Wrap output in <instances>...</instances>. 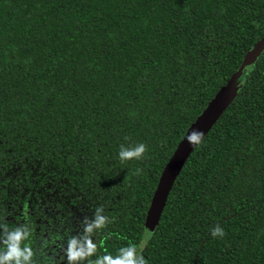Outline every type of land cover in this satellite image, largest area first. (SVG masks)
<instances>
[{"label": "trees", "instance_id": "obj_1", "mask_svg": "<svg viewBox=\"0 0 264 264\" xmlns=\"http://www.w3.org/2000/svg\"><path fill=\"white\" fill-rule=\"evenodd\" d=\"M262 38L264 0H0V233L27 225L33 264H68L103 208L81 264L139 245L165 164ZM241 80L176 178L148 264H264V49Z\"/></svg>", "mask_w": 264, "mask_h": 264}, {"label": "clouds", "instance_id": "obj_2", "mask_svg": "<svg viewBox=\"0 0 264 264\" xmlns=\"http://www.w3.org/2000/svg\"><path fill=\"white\" fill-rule=\"evenodd\" d=\"M203 138L204 133L200 131H192L187 135V141L193 147L199 145ZM147 151V145L144 143L131 147L121 145L118 155L123 163L131 160H141ZM141 172L142 169H137L134 174L139 175ZM108 223H110V220L103 214V208H97L93 218H84L83 234L72 236L67 240L65 254L68 264H81L97 252L98 246L93 241L92 236L96 230L105 228ZM3 227L4 231L0 233V245L3 246L0 247V264H33L35 253L30 246L24 244V241L30 236L28 226L21 225L12 230H9L6 225ZM152 235L153 233L146 231L144 239L139 245L129 244L121 247L115 256L105 254L95 261H89V264H148L142 250L147 246ZM211 235L213 238H222L225 232L222 227L216 226L211 230Z\"/></svg>", "mask_w": 264, "mask_h": 264}, {"label": "water", "instance_id": "obj_3", "mask_svg": "<svg viewBox=\"0 0 264 264\" xmlns=\"http://www.w3.org/2000/svg\"><path fill=\"white\" fill-rule=\"evenodd\" d=\"M264 49V38L256 43L248 52L243 63L224 85L208 102L204 110L196 117L195 121L188 127L184 136L177 144L173 154L165 164L157 186L153 192L149 208L146 213L141 241L144 239L145 232L154 233L158 226L162 211L164 210L168 195L181 172L185 162L198 146L193 147L187 141V135L192 131L204 133V137L209 133L214 124L226 111L239 93L244 81H239L241 75L250 70L254 61ZM242 82V83H241ZM239 85V86H238Z\"/></svg>", "mask_w": 264, "mask_h": 264}]
</instances>
